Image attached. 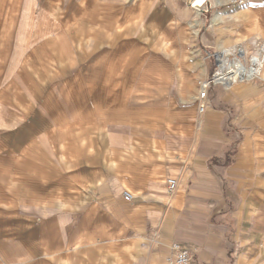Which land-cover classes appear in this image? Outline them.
Here are the masks:
<instances>
[{"label":"crops","instance_id":"1","mask_svg":"<svg viewBox=\"0 0 264 264\" xmlns=\"http://www.w3.org/2000/svg\"><path fill=\"white\" fill-rule=\"evenodd\" d=\"M213 1L0 0V264H264V87L200 111Z\"/></svg>","mask_w":264,"mask_h":264},{"label":"rangeland","instance_id":"2","mask_svg":"<svg viewBox=\"0 0 264 264\" xmlns=\"http://www.w3.org/2000/svg\"><path fill=\"white\" fill-rule=\"evenodd\" d=\"M16 2V0H13ZM214 2V1H213ZM250 6H234V4H217L214 2L213 7L209 10L208 17L205 19L203 16L200 17V26L197 28L198 33L194 34V29L191 27L193 21H190L186 26V29L189 31V34H192V37H197L201 35H205L206 28L212 27L211 30L214 31L212 35V39L215 41H221L225 39L228 40L229 43H226L224 48L226 47H244L247 50V65L249 63V58L256 55L257 47L256 45L259 43L256 41V37H258L259 32L256 28L258 24V19L261 17L259 13H256V9L249 8ZM219 14L221 15L220 19H215V16ZM231 14V15H230ZM196 14L194 13V18ZM196 19V18H195ZM202 19V20H201ZM205 21V24H204ZM205 25V26H203ZM197 35V36H196ZM220 52V50H211L206 51L204 54L205 61L203 58L200 59L199 63L205 65L206 74L201 78V81H206L210 77H212L215 69L217 68L215 58L210 57L212 53ZM256 80H252L251 82L245 81L247 83L257 84L258 86L264 87V82H260ZM240 83L234 84L229 88H236ZM222 86V85H217ZM215 87V86H214ZM225 87V86H224ZM228 88V87H227ZM200 92V90H199Z\"/></svg>","mask_w":264,"mask_h":264},{"label":"built area","instance_id":"3","mask_svg":"<svg viewBox=\"0 0 264 264\" xmlns=\"http://www.w3.org/2000/svg\"><path fill=\"white\" fill-rule=\"evenodd\" d=\"M253 2V0H233V4L239 7H243L249 5ZM258 44L256 45V55L259 56V61L253 63V58L249 59L248 64L251 68H253L255 76L252 80H260L263 75L264 71V42L258 40ZM241 49L242 47H237ZM220 52L212 53L210 57L215 58L216 66L215 72L213 73L212 77L207 79L206 81H202L200 83V92H199V99H200V111L204 112L209 107V93L210 90L217 85H222L227 87L223 82L216 81V74L220 69L219 61L217 56ZM224 54V53H223ZM233 58V55L230 56ZM232 74V71H227L226 75ZM242 83L244 81H241ZM239 83V82H238ZM167 189L170 196L174 195L177 190V181L174 179H170L167 181ZM124 198L126 201H131L133 199V195L130 192L124 193ZM172 255L168 258L169 264H192V253L189 249L181 246L179 243H174L171 246Z\"/></svg>","mask_w":264,"mask_h":264},{"label":"bare ground","instance_id":"4","mask_svg":"<svg viewBox=\"0 0 264 264\" xmlns=\"http://www.w3.org/2000/svg\"><path fill=\"white\" fill-rule=\"evenodd\" d=\"M191 7L197 8L200 13L201 8L208 2V0H187ZM258 41V37H256ZM224 53V54H223ZM233 55V58L230 56ZM253 63L259 61V56L254 55ZM220 69L216 74V81L223 82L227 87H232L234 84L241 81L251 82L255 76L253 68L247 65V50L242 47L238 49L236 46L227 47L220 50L217 56ZM232 71L229 76L226 75L227 71Z\"/></svg>","mask_w":264,"mask_h":264}]
</instances>
